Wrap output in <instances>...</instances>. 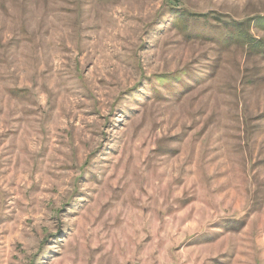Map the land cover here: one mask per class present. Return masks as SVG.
Masks as SVG:
<instances>
[{
	"label": "rangeland",
	"instance_id": "rangeland-1",
	"mask_svg": "<svg viewBox=\"0 0 264 264\" xmlns=\"http://www.w3.org/2000/svg\"><path fill=\"white\" fill-rule=\"evenodd\" d=\"M0 264H264V0H0Z\"/></svg>",
	"mask_w": 264,
	"mask_h": 264
}]
</instances>
